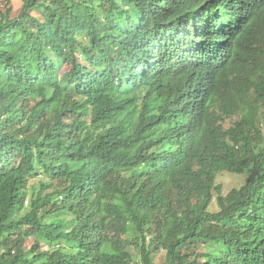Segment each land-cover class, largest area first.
I'll return each mask as SVG.
<instances>
[{"label": "trees", "instance_id": "1", "mask_svg": "<svg viewBox=\"0 0 264 264\" xmlns=\"http://www.w3.org/2000/svg\"><path fill=\"white\" fill-rule=\"evenodd\" d=\"M21 1L0 264H264V0Z\"/></svg>", "mask_w": 264, "mask_h": 264}, {"label": "rangeland", "instance_id": "2", "mask_svg": "<svg viewBox=\"0 0 264 264\" xmlns=\"http://www.w3.org/2000/svg\"><path fill=\"white\" fill-rule=\"evenodd\" d=\"M6 0H0V5H3ZM12 8H13V15H17L21 9L22 1L21 0H9ZM42 178V177H41ZM245 175L244 174H234L230 172H221L218 174L216 178V183L222 184L223 192H228L232 187H238L243 184L245 181ZM40 180V177H37L35 179H32L30 181V187H29V196L32 192L36 190L38 186V181ZM31 185H34L31 186ZM26 208L28 207V203L25 202ZM212 208V205L211 207ZM28 242V241H27ZM210 251V249H208Z\"/></svg>", "mask_w": 264, "mask_h": 264}]
</instances>
